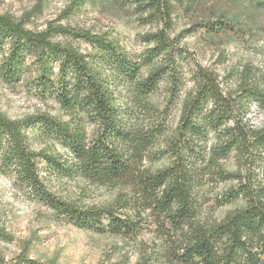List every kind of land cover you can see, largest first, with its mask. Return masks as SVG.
I'll return each instance as SVG.
<instances>
[{
  "label": "trees",
  "instance_id": "obj_1",
  "mask_svg": "<svg viewBox=\"0 0 264 264\" xmlns=\"http://www.w3.org/2000/svg\"><path fill=\"white\" fill-rule=\"evenodd\" d=\"M138 1L163 24L151 35L150 50L163 56L141 79L138 62L102 34L52 23L34 31L0 13L1 77L16 83L28 72L41 98L51 97L70 114L68 120L47 113L12 119L0 111V172L12 175L58 220L79 228L136 237L151 219L159 243L138 264H264V122L256 127L247 117L253 103L264 110V72L258 76L244 67L235 87H224L217 73L198 66L172 132L164 112L136 94L120 105L118 87L133 84L143 96L165 74L175 77L168 34L172 0ZM74 41L87 43L89 51ZM85 119L95 125L91 137ZM30 127L63 152L32 149ZM162 156L169 162L156 170L143 164L147 157ZM229 156L236 166L232 171L221 163ZM42 164L58 177H82L125 191L107 206L79 205L51 192L40 174ZM218 181L233 182L223 202H244L220 220L200 211L201 188ZM7 238L0 227V241ZM0 264L7 263L0 257Z\"/></svg>",
  "mask_w": 264,
  "mask_h": 264
},
{
  "label": "rangeland",
  "instance_id": "obj_2",
  "mask_svg": "<svg viewBox=\"0 0 264 264\" xmlns=\"http://www.w3.org/2000/svg\"><path fill=\"white\" fill-rule=\"evenodd\" d=\"M138 3V0H0V13L23 20L34 31L52 23L102 34L138 62L137 79H141L163 56L150 51L155 45L151 35L163 24ZM171 11L168 34L173 41L174 80L165 74L154 91L143 96L138 95L133 84L116 90L120 105L136 94L138 99L158 107L164 112L169 132L178 122L184 98L193 89L192 73L198 66L217 73L224 87H235L238 73L244 67H250L258 76L264 72V0H172ZM73 43L82 51L90 49L83 41ZM28 76L25 72L13 83L0 75V111L12 119L47 113L68 120L70 114L51 97L42 99L31 87ZM247 117L252 125L260 127L264 110L253 103ZM83 122L87 136L91 137L95 125L86 119ZM26 132L32 149L63 152L57 144L39 137L36 128L30 127ZM162 146L158 144L155 150ZM168 162L167 156L157 160L147 157L143 164L156 170ZM221 163L227 170L236 168L231 156ZM44 165L40 174L51 192L79 205L107 206L119 192L125 191L120 186L94 183L82 177H58ZM232 184L218 181L202 187L201 214L220 220L228 211L243 206L241 199L223 202V192ZM145 221L136 237L79 228L58 220L48 207L18 186L12 175L0 172V227L8 233V238L0 241V257L7 264H138L160 239L151 219ZM152 264L164 263L154 260Z\"/></svg>",
  "mask_w": 264,
  "mask_h": 264
}]
</instances>
